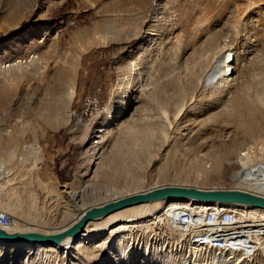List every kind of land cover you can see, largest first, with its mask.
Returning <instances> with one entry per match:
<instances>
[{
  "label": "rangeland",
  "instance_id": "rangeland-1",
  "mask_svg": "<svg viewBox=\"0 0 264 264\" xmlns=\"http://www.w3.org/2000/svg\"><path fill=\"white\" fill-rule=\"evenodd\" d=\"M224 50L231 77L209 87ZM22 144L39 152L26 159ZM240 150L247 166L264 155V0H0V208L13 228L54 231L160 184L228 186ZM166 204L119 233L114 214L90 220L46 258L0 242V264H264V241L250 260L190 249L150 217Z\"/></svg>",
  "mask_w": 264,
  "mask_h": 264
},
{
  "label": "built area",
  "instance_id": "built-area-1",
  "mask_svg": "<svg viewBox=\"0 0 264 264\" xmlns=\"http://www.w3.org/2000/svg\"><path fill=\"white\" fill-rule=\"evenodd\" d=\"M93 102V97H86L85 103ZM22 148L26 151V159L35 157L39 152L32 150V145L22 144ZM244 152L239 151L241 156H244ZM36 163V167H39L40 161ZM239 167L235 178L230 180L231 184L222 187H236L264 195V155H258L255 164L240 172ZM160 217L152 215L153 219L170 220L173 227L184 236L188 246L195 251L206 248L234 251L250 260L259 255L260 245L264 241V207L175 200L164 206ZM10 222L9 213L0 208V227H6Z\"/></svg>",
  "mask_w": 264,
  "mask_h": 264
},
{
  "label": "water",
  "instance_id": "water-1",
  "mask_svg": "<svg viewBox=\"0 0 264 264\" xmlns=\"http://www.w3.org/2000/svg\"><path fill=\"white\" fill-rule=\"evenodd\" d=\"M165 198H174V200L187 199L194 202L202 201L201 203L206 204L234 203L264 207V195L236 187H199L174 183L160 184L83 207L70 223L58 227L54 231L40 232L30 229L10 230L0 227V240L5 243L17 242L26 244L27 242H38L41 244H54L60 242L65 237L76 238L77 233L89 220L103 217L110 212L126 206Z\"/></svg>",
  "mask_w": 264,
  "mask_h": 264
},
{
  "label": "bare ground",
  "instance_id": "bare-ground-1",
  "mask_svg": "<svg viewBox=\"0 0 264 264\" xmlns=\"http://www.w3.org/2000/svg\"><path fill=\"white\" fill-rule=\"evenodd\" d=\"M229 55H230V53L227 54V52L224 50L222 52V54L218 55V57H217L218 60L215 63V65L212 68H210L207 71V73L205 74L206 75L205 76V80H212V82L209 84V87L215 85L216 83H218L220 81H222L223 77L224 78H227V77L230 78L231 77L230 74L232 73L233 64H232V61L229 60V59H231L232 55L231 56H229ZM32 56L33 55H31V57ZM20 65H22L21 64V58H17L15 60L11 61V62L2 63V66H5V67L8 68L7 70L13 69L14 67L20 66ZM167 122H168V125H170V122L169 121H167ZM95 136H97V135L95 134L93 137H95ZM35 151L38 152L39 150L36 149ZM244 153H245L244 156H241L240 153H239L238 158L240 159V157H241L242 166L245 169V167H247V165L244 162H246L249 159V156L250 155H248V152L247 151H245ZM35 161L36 160L34 158V161H32V162L35 163ZM239 163H240V166H241V162H239ZM254 163H256V158H255V160H253V163H251V164H254ZM240 168H241V170H239V172L242 171V170H244L242 167H240ZM0 170L2 171L1 174H6L8 172V171H6L5 168H1ZM236 174H237V171H235V173H233L232 175H230V178H231L230 180L234 179ZM162 201H166L167 204H169V203H171V202H173L175 200H174V198H165V199L156 200V201H152V202H141V203H138V204H133V205L126 206L124 208L115 210V211L110 212L109 214H107V215H105L103 217L97 218V219H103V218L108 217L109 215L114 214L113 215L114 216L113 217V222L111 221L112 222L111 224H113V226H114L113 232L114 231H117L119 233V232H122L126 227H130L132 225H140V224H134V222H137L136 221L137 219L142 218L141 217V214H143V211H145L146 206L151 205L152 203L153 204H158V203H160ZM199 202H202V201H199ZM199 202H197V203H199ZM163 209H164V207L161 210H157L156 209V212L152 213L150 215V217L152 218V215L156 214V215H158V218H161L160 215H161V212L163 211ZM146 211H147V209H146ZM150 217H148V218H150ZM14 223H15V219L11 218L10 224L8 226L4 227V228L10 229V230L17 229V228H13L12 225ZM169 223H170V225L173 226V223L170 220H169ZM85 225L77 233L76 238H73V237H65L60 242H57V243H54V244H41V243H38V242H27L26 244L29 245V246L32 245V246H34L36 248H39V247L40 248H43V251H44L43 253H44V257L45 258L47 256V254L49 253V251L50 252L57 251L58 249L59 250H67L68 251V249H70V248H72L74 246L76 247V245L79 244V241L82 238H86V237L89 236V233L87 231L84 232V233H82L84 231V229H85ZM109 225L110 224H108V223H104L99 228L98 232L101 231V230L107 229V226H109ZM11 226H12V228H10ZM121 235L122 234H119L118 235L119 237L116 239L117 242H120ZM0 242L1 243H5L2 240H0ZM13 244H18V243L17 242H14ZM190 249H193V248H190ZM120 250L123 251L122 248H120Z\"/></svg>",
  "mask_w": 264,
  "mask_h": 264
},
{
  "label": "crops",
  "instance_id": "crops-1",
  "mask_svg": "<svg viewBox=\"0 0 264 264\" xmlns=\"http://www.w3.org/2000/svg\"><path fill=\"white\" fill-rule=\"evenodd\" d=\"M149 0H137V5L144 7Z\"/></svg>",
  "mask_w": 264,
  "mask_h": 264
}]
</instances>
